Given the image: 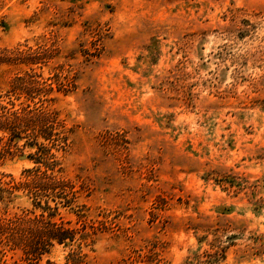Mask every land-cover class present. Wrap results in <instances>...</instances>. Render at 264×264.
Listing matches in <instances>:
<instances>
[{"label":"rangeland","instance_id":"374dc122","mask_svg":"<svg viewBox=\"0 0 264 264\" xmlns=\"http://www.w3.org/2000/svg\"><path fill=\"white\" fill-rule=\"evenodd\" d=\"M43 109L40 154L0 132V264H264V0H0V117ZM41 214L74 241H10Z\"/></svg>","mask_w":264,"mask_h":264},{"label":"trees","instance_id":"16d2710c","mask_svg":"<svg viewBox=\"0 0 264 264\" xmlns=\"http://www.w3.org/2000/svg\"><path fill=\"white\" fill-rule=\"evenodd\" d=\"M60 121L58 117L53 115L50 110L43 109L41 111H26L21 112L15 111L0 117V132L4 134L11 135V137L17 138V140H22L26 138L32 139L33 144L30 146L38 147L40 154V148H46L45 144H55L56 140L54 137V130L56 125H59ZM6 137V136H5ZM4 138H1V141ZM11 139V138H9ZM41 139L45 142L42 143ZM62 140H66V137H63ZM47 141V142H46ZM65 143V142H64ZM37 163L44 162L40 158H35ZM46 164V163H44ZM28 176L25 182L27 189L34 193L35 196L40 197L41 200L46 199L45 207L42 205V201L39 202L41 209L46 211H51L52 208L49 205L50 196H53L55 190L62 184V181L57 178V176L48 174V171H41L40 168L37 170H29ZM39 198V197H38ZM51 216L53 214L50 213ZM24 222L21 221L17 225H22ZM28 223L35 228L31 232L35 233L37 236L30 238L28 235L24 237L13 236L10 241L14 244H22L21 248L27 254L39 253L41 246H53L55 244L68 245L69 242H73L77 233V229L66 228L63 225L55 223L49 216L45 217V214L40 216H35L33 219L28 221ZM15 225L14 227H16ZM18 226V228H19ZM41 231H39V230ZM19 234L21 231H18ZM49 247H47L49 249ZM46 249V250H48Z\"/></svg>","mask_w":264,"mask_h":264}]
</instances>
